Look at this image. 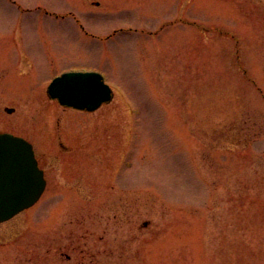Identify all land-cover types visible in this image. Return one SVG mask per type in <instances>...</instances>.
Returning <instances> with one entry per match:
<instances>
[{"label": "rangeland", "instance_id": "rangeland-1", "mask_svg": "<svg viewBox=\"0 0 264 264\" xmlns=\"http://www.w3.org/2000/svg\"><path fill=\"white\" fill-rule=\"evenodd\" d=\"M11 1L0 132L47 188L0 223V264H264V0ZM69 71L113 100L59 105Z\"/></svg>", "mask_w": 264, "mask_h": 264}, {"label": "water", "instance_id": "water-1", "mask_svg": "<svg viewBox=\"0 0 264 264\" xmlns=\"http://www.w3.org/2000/svg\"><path fill=\"white\" fill-rule=\"evenodd\" d=\"M48 93L62 106L88 112L112 99L111 88L95 72L65 73L50 84ZM45 185L32 145L12 134H0V223L33 206Z\"/></svg>", "mask_w": 264, "mask_h": 264}, {"label": "flooded vegetation", "instance_id": "flooded-vegetation-1", "mask_svg": "<svg viewBox=\"0 0 264 264\" xmlns=\"http://www.w3.org/2000/svg\"><path fill=\"white\" fill-rule=\"evenodd\" d=\"M12 3H14V4H16V2L14 1V0H12L11 1ZM94 5H96V6H99L100 4L97 2L96 4H94ZM53 14V13H52ZM57 19H60V18H62V19H64V18H66L65 16H59V15H54ZM87 34V33H86ZM115 34H117V32L115 33ZM4 111H6V108L4 109ZM3 132H6V131H3ZM0 133H2V131L0 132ZM37 156V155H36ZM37 159H38V164H39V166H40V168H42V166H41V162H40V160H39V158L37 157ZM43 169V168H42ZM44 170V169H43Z\"/></svg>", "mask_w": 264, "mask_h": 264}, {"label": "bare ground", "instance_id": "bare-ground-1", "mask_svg": "<svg viewBox=\"0 0 264 264\" xmlns=\"http://www.w3.org/2000/svg\"><path fill=\"white\" fill-rule=\"evenodd\" d=\"M103 106V105H102Z\"/></svg>", "mask_w": 264, "mask_h": 264}]
</instances>
